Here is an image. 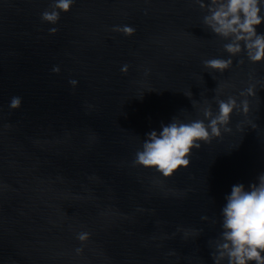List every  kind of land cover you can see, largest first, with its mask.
I'll return each mask as SVG.
<instances>
[{"label": "water", "instance_id": "water-1", "mask_svg": "<svg viewBox=\"0 0 264 264\" xmlns=\"http://www.w3.org/2000/svg\"><path fill=\"white\" fill-rule=\"evenodd\" d=\"M50 2L0 0V264H214L225 196L264 172V59L206 68L228 41L196 0H74L56 24ZM214 96L248 100L230 132L170 176L132 165L146 133L216 114Z\"/></svg>", "mask_w": 264, "mask_h": 264}, {"label": "clouds", "instance_id": "clouds-1", "mask_svg": "<svg viewBox=\"0 0 264 264\" xmlns=\"http://www.w3.org/2000/svg\"><path fill=\"white\" fill-rule=\"evenodd\" d=\"M201 8H207L208 15L204 23L211 31L224 38L223 48L229 58H211L203 61L206 68L223 73L232 66V56L244 51L247 58L255 63L264 59V33H258L256 26L264 21V0H196ZM74 0H51L49 8L40 14L43 22L56 24L61 12L71 10ZM58 29H49L54 34ZM112 31L121 32L125 36L135 34L136 29L129 25H114ZM242 64L243 60L237 61ZM121 72H127L128 65L121 66ZM59 73L60 67L54 65L51 69ZM78 81L70 79L69 84L75 87ZM216 91V89H215ZM241 97L256 95L255 86L251 85L239 93ZM218 105V112L213 114L211 105L203 109L204 119L183 122L173 117L167 125L161 124V130L146 133L140 150H137L132 165L154 167L155 170L167 177L181 166L187 167L192 149H199L201 141L209 143L214 137L221 135V128L230 132L228 127L230 115L234 109L247 113L248 100L245 98L237 104L233 96L227 99L213 97ZM22 98H10L9 108L21 106ZM207 120V123H205ZM257 182L249 183L245 188L243 183L234 184L230 194L225 196L226 203L221 208V233L213 241L214 251L210 253L214 264H264V172L260 173ZM207 220V216H202ZM196 230H184L188 237ZM87 232L77 233V239L84 241ZM77 254L82 248L75 249Z\"/></svg>", "mask_w": 264, "mask_h": 264}]
</instances>
